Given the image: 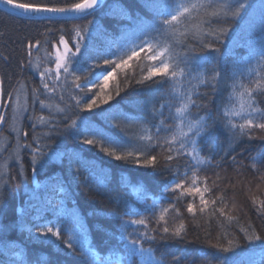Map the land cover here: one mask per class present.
I'll use <instances>...</instances> for the list:
<instances>
[{
	"label": "snow or ice",
	"instance_id": "6c2138e0",
	"mask_svg": "<svg viewBox=\"0 0 264 264\" xmlns=\"http://www.w3.org/2000/svg\"><path fill=\"white\" fill-rule=\"evenodd\" d=\"M134 2L135 13L121 10L128 23L118 24L113 35L90 19L103 0H0L5 15L43 27L22 38L19 73L0 75V204L7 207V193L21 180L30 182L25 155L33 176L67 160L68 174L78 179L83 154L98 149L113 161L166 177L157 194L131 186L142 201L108 210L119 225L98 246L83 218L66 211L64 180L53 174L54 196L41 197L37 182L13 209L30 238L62 246L83 264H166L156 246L185 242L191 224L203 227L204 242L215 250L205 253L204 264H243L223 254L257 242L264 264V151L247 165L238 159L242 153L233 154L245 141L264 142V0ZM69 21L86 23L66 28ZM237 26L250 37L239 57L233 52ZM226 39L232 44L222 51L218 45ZM228 56L232 63L222 67L221 57ZM11 59L0 52V64L7 67ZM6 78L15 83L6 88ZM130 94L139 99L125 111L116 97ZM221 131L226 147L216 151L208 141ZM68 141H78V152L68 150ZM229 168L236 177L248 171L255 181V190L253 180L245 184L246 205L236 203ZM249 212L261 220V230ZM181 260L174 256L167 264Z\"/></svg>",
	"mask_w": 264,
	"mask_h": 264
},
{
	"label": "trees",
	"instance_id": "16d2710c",
	"mask_svg": "<svg viewBox=\"0 0 264 264\" xmlns=\"http://www.w3.org/2000/svg\"><path fill=\"white\" fill-rule=\"evenodd\" d=\"M248 2L259 4L260 0H248ZM137 7L138 5L134 0H107L96 11L95 16L90 17V19H95L96 24L101 30L107 29L113 35H118L116 26L128 23V21L121 18V10H131L134 14ZM73 23H86V21H69L64 26L71 28ZM46 26L58 28L61 25L47 24ZM37 29L43 31V27L40 25L26 26L25 22L12 19L0 10V33L3 34L0 35V52H4L12 58L7 67L0 64V75H5L6 77L7 73H19L17 62L20 59L22 49L21 40L27 34L35 36ZM235 31L237 35L233 36V39L237 40V46L233 48V52L236 57H239L246 54L247 49L245 45L248 43L250 37L247 33L242 32L238 26L235 28ZM94 39L97 43H103L104 36L102 34L96 36ZM231 44L232 41L226 39L224 45L218 46L223 51L226 46H231ZM232 59L233 56L221 57V66L223 67L225 62L230 65ZM136 71H139V69H136ZM24 76L28 77L32 76V74L25 72ZM32 79L38 82V77L32 76ZM14 83V79L10 82L7 78L5 79L6 88ZM201 90L205 91V89ZM121 96H123V93ZM138 99L134 94L124 97L123 100H121V97H116V100L121 102V106L125 111L132 110L131 104ZM215 99L216 103L219 104L222 97L218 95ZM110 103H115V101ZM226 138V133L222 131L218 132L208 141V146L216 151H221L226 147ZM3 143V137H0V145H3ZM77 143L78 141H68V150L78 152ZM260 151H264V142L259 140L245 141L242 145L236 147L233 154L242 153V156L238 155V159H243L247 165L249 158L255 156ZM3 155L6 156L7 153ZM82 159L84 171L78 179H74L68 174L67 160L63 164L51 163L38 176H33L31 168L28 167V157L25 155L24 162L30 182L21 180L19 182L21 187L19 189L7 193V207L0 204V264H83L80 259L69 255L68 249L62 246L41 242L42 238H30L27 231L17 223L19 215L13 209L19 208L33 194V189H35L37 182H39L40 188L36 189V192L41 197L54 196L55 194L50 190L54 181L50 177L55 174L56 177L63 178L67 192V196L65 197L66 211L69 214L76 213L83 218L91 230V238L96 245L100 246L106 238L105 232L111 235L119 225V220L111 216L108 210L117 206L123 209L125 204L139 205L140 201H142V196H138L137 193L133 192L131 186H142L149 197H154L158 192V185L166 178L152 174L151 169L138 168L131 164L113 161L104 156L103 153H100L98 149L84 153ZM16 171L17 169L14 167L13 174ZM209 175H212L211 171ZM227 175L234 177L236 180V203L246 205L249 193L245 184L247 181L253 180L251 173L245 171L243 177H236L232 169L229 168ZM84 177H88V181H84ZM221 187H224V184H221ZM251 187L255 190L254 180ZM228 195L231 198V189H229ZM33 202L35 203V201ZM150 202L149 200L148 203ZM249 215L257 230H261V220L254 213L249 212ZM97 226H102L104 232L96 231ZM212 231L213 235H215L216 227L214 224ZM197 236L200 237L199 240H197ZM203 238V227L197 228L195 225L190 224L185 242L164 246L157 245V255H162L166 264L174 256L182 257L181 264H204L207 259L205 253L214 252L215 250L209 249ZM112 243L114 244L115 240H112ZM98 250H101L102 255L106 254L107 251L105 248H99ZM223 255L232 257L238 262L243 261V264H248L249 261L261 264V250L258 247V242L255 245L248 244L242 249H238L235 255L233 253ZM212 264H215V262L213 261Z\"/></svg>",
	"mask_w": 264,
	"mask_h": 264
},
{
	"label": "water",
	"instance_id": "95a60500",
	"mask_svg": "<svg viewBox=\"0 0 264 264\" xmlns=\"http://www.w3.org/2000/svg\"><path fill=\"white\" fill-rule=\"evenodd\" d=\"M106 1H107V0H103L102 6L104 5V3H105ZM99 9H100V8H99ZM99 9H98V10H99ZM0 10L4 12V10H3V6H0ZM98 10H97V11H98Z\"/></svg>",
	"mask_w": 264,
	"mask_h": 264
},
{
	"label": "rangeland",
	"instance_id": "374dc122",
	"mask_svg": "<svg viewBox=\"0 0 264 264\" xmlns=\"http://www.w3.org/2000/svg\"><path fill=\"white\" fill-rule=\"evenodd\" d=\"M37 184V183H36Z\"/></svg>",
	"mask_w": 264,
	"mask_h": 264
}]
</instances>
